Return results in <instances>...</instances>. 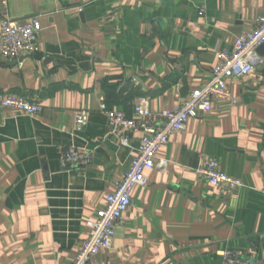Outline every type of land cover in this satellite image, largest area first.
Wrapping results in <instances>:
<instances>
[{"label": "crops", "instance_id": "1", "mask_svg": "<svg viewBox=\"0 0 264 264\" xmlns=\"http://www.w3.org/2000/svg\"><path fill=\"white\" fill-rule=\"evenodd\" d=\"M4 12L39 15L43 30L32 54L0 55V94L43 109L0 108V264H73L143 135L118 143L102 101L129 116L140 97L154 111L179 106L210 80L219 52L255 27L264 0H8ZM108 77L118 84L109 99ZM229 89L232 98L170 135L157 154L167 169L147 171L113 245L90 264H221V251L264 264V63ZM70 145L92 150L93 162L62 169ZM201 155L244 185H210L195 172Z\"/></svg>", "mask_w": 264, "mask_h": 264}, {"label": "built area", "instance_id": "2", "mask_svg": "<svg viewBox=\"0 0 264 264\" xmlns=\"http://www.w3.org/2000/svg\"><path fill=\"white\" fill-rule=\"evenodd\" d=\"M96 0H82L86 5ZM7 8L8 0H0ZM43 30L39 15L16 19L4 12L0 17V55L7 60H20L24 55L38 50L37 39ZM264 44V14L255 19V27L237 36L232 50L223 49L218 54V64L211 69L210 80L189 93L187 99L177 107L154 111L149 99L140 97L133 116L122 110L109 109L104 101L102 111L107 118L108 134L123 146H131L130 134L143 133L137 154L132 158L124 177L117 181L114 190L107 196V204L98 211L93 221L89 237L82 243L73 264H90L104 248L113 245L116 228L122 221L124 212L132 203L135 187L149 182L147 171L158 168L165 171L169 160H157L158 151L165 146L170 135L185 130L188 121L200 113L210 111L215 99L232 98L229 84L233 79H244L254 73L264 63L258 48ZM235 102V101H234ZM0 108H12L21 113L34 115L43 107L24 96L0 94ZM86 110L76 114V123H88ZM94 152L88 148L70 145L60 152V166L64 170L77 169L93 162ZM196 174L210 185L230 192L244 185L242 179L231 176L221 169L217 159L201 155L195 168ZM221 264H250L238 253L221 251Z\"/></svg>", "mask_w": 264, "mask_h": 264}, {"label": "trees", "instance_id": "3", "mask_svg": "<svg viewBox=\"0 0 264 264\" xmlns=\"http://www.w3.org/2000/svg\"><path fill=\"white\" fill-rule=\"evenodd\" d=\"M111 78L108 77V78H105L103 80V86L106 90V95L109 98L113 97V94H115V90L116 88L118 87V84L117 83H111Z\"/></svg>", "mask_w": 264, "mask_h": 264}, {"label": "water", "instance_id": "4", "mask_svg": "<svg viewBox=\"0 0 264 264\" xmlns=\"http://www.w3.org/2000/svg\"><path fill=\"white\" fill-rule=\"evenodd\" d=\"M264 51V44H262L259 48H258V52L260 54H262V52Z\"/></svg>", "mask_w": 264, "mask_h": 264}]
</instances>
